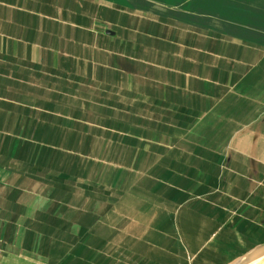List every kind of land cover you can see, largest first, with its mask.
<instances>
[{
  "label": "crops",
  "instance_id": "obj_1",
  "mask_svg": "<svg viewBox=\"0 0 264 264\" xmlns=\"http://www.w3.org/2000/svg\"><path fill=\"white\" fill-rule=\"evenodd\" d=\"M262 244L264 0H0V264Z\"/></svg>",
  "mask_w": 264,
  "mask_h": 264
},
{
  "label": "water",
  "instance_id": "obj_2",
  "mask_svg": "<svg viewBox=\"0 0 264 264\" xmlns=\"http://www.w3.org/2000/svg\"><path fill=\"white\" fill-rule=\"evenodd\" d=\"M229 264H264V244L253 248Z\"/></svg>",
  "mask_w": 264,
  "mask_h": 264
},
{
  "label": "rangeland",
  "instance_id": "obj_3",
  "mask_svg": "<svg viewBox=\"0 0 264 264\" xmlns=\"http://www.w3.org/2000/svg\"><path fill=\"white\" fill-rule=\"evenodd\" d=\"M124 161V160H123ZM135 161H138V162H140L141 163V159H137V160H135ZM118 162V161H117ZM137 222H142V221H137ZM136 223V222H135ZM151 226H150V228L151 227H156L155 225H157V224H150ZM142 225L140 224V223H138V224H135V230H134V236L135 237H137V238H139V240H143L144 239V241L145 240H149V236L151 237L152 235H155V232L156 231H153V230H149V232H147L146 230H144V231H142V228H140ZM152 240H150V242H151ZM136 243L137 242H135V245H136ZM150 249V251H153V250H155V249H152V248H149ZM136 250H140L139 248H137L136 246H135V251ZM140 260H141V256H139V255H136V254H134L133 255V262H132V264H142L141 262H140ZM152 261V260H151ZM150 264H156V262L155 261H152Z\"/></svg>",
  "mask_w": 264,
  "mask_h": 264
}]
</instances>
